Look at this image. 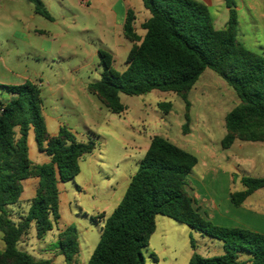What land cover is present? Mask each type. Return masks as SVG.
Instances as JSON below:
<instances>
[{
  "label": "trees",
  "instance_id": "obj_1",
  "mask_svg": "<svg viewBox=\"0 0 264 264\" xmlns=\"http://www.w3.org/2000/svg\"><path fill=\"white\" fill-rule=\"evenodd\" d=\"M30 1L38 14L52 19L41 0ZM142 1L151 13L141 25L144 36L135 29V13L128 10L125 16L123 35L132 43L126 69L117 71L113 56L100 51L101 76L88 85L89 92L113 114L127 110L121 94L172 92L185 102L182 132L187 135L192 106L189 94L210 69L239 99L225 116L222 148L229 149L236 141L264 142V57L238 41L234 1L224 0L229 20L223 29L215 27L209 6L200 0ZM0 90L13 96L7 102L0 100V264H49L22 250L21 240L32 229L42 239L58 224V184L80 173V160L96 150L97 142L91 137L79 142L67 125H62L57 135H50L38 84H0ZM158 106L168 113L173 104L161 102ZM32 129L38 149L50 157L46 164L36 165L29 157L28 135ZM197 164L194 154L154 135L120 203L109 217H98L104 226L87 264H145L142 251L156 231L159 215L221 242L223 254L213 257L197 253L191 242L194 252L189 264H264L263 233L216 225L194 206L195 200L187 191V176ZM30 178L39 179L36 195L28 202L27 214L15 220L8 206L20 202L23 181ZM241 182L244 190L230 193L235 207L242 206L256 191L264 190V178L243 176ZM56 245L66 264H76L80 243L74 226L59 232ZM244 254L247 257L243 258Z\"/></svg>",
  "mask_w": 264,
  "mask_h": 264
},
{
  "label": "rangeland",
  "instance_id": "obj_2",
  "mask_svg": "<svg viewBox=\"0 0 264 264\" xmlns=\"http://www.w3.org/2000/svg\"><path fill=\"white\" fill-rule=\"evenodd\" d=\"M41 1L51 20L38 14L30 0H0V57L20 82L39 85L47 119H61L80 137L95 139L97 148L93 155L80 160L81 171L74 179L59 183V224L42 239L32 229L29 236L22 238L20 248L49 264H66L56 245L58 228L74 226L80 243L76 264H87L104 226L98 217H109L120 203L126 191L124 169L133 166L137 171L136 163L145 155V145L154 135L166 137L198 158V165L187 176V191L198 203L206 205L208 214V207L215 201L223 213L230 204L234 215L242 213L240 219H248L244 210L231 204L229 194L244 190L243 176L264 178V142L236 141L229 149L222 148L225 116L239 103L235 91L207 69L189 94L192 106L187 135L182 132L185 102L172 92L121 94L127 110L113 114L89 92L88 85L100 79V51L113 56L117 71L126 69L132 43L124 37L121 27L123 1ZM233 1L238 16V41L264 57V0ZM204 3L209 6L215 27L225 28L229 20L225 1ZM25 77L28 79L24 81ZM161 102H171V111L166 113L159 108ZM34 141L32 138L33 153ZM208 170L213 174L211 179L205 178ZM16 207L8 206L15 220ZM244 207L252 211L248 224L264 234V190L253 193ZM191 242L204 257L223 254L218 240L159 215L156 231L142 251L145 264H189L194 252Z\"/></svg>",
  "mask_w": 264,
  "mask_h": 264
},
{
  "label": "crops",
  "instance_id": "obj_3",
  "mask_svg": "<svg viewBox=\"0 0 264 264\" xmlns=\"http://www.w3.org/2000/svg\"><path fill=\"white\" fill-rule=\"evenodd\" d=\"M122 1L124 4V14H125L123 17V21L121 22L122 30H123V25H124L126 13L128 10H132L136 15L135 29L139 35L144 36L145 31L141 29V25L151 17V13L149 12V10H147L144 7L142 0H122ZM200 1L210 2L211 0H200ZM115 17H117L116 14H115ZM116 21H118V18L116 19ZM138 28L141 29V31H138ZM26 79H28V78L27 77L23 78L24 81ZM20 81L21 80H19V76L15 73V71L13 69L9 68L8 64L4 63L0 57V84L1 85H19V84L24 83V82H20ZM12 97H13L12 95L0 90V100L1 101L7 102ZM43 116H44V120H45L47 130L50 133V135H52V136L58 134L62 125H67L64 122H62L61 119H59L57 117H49L47 119L44 111H43ZM67 126L75 134L76 139L79 142H85L88 140V136L80 137L75 129L71 128L69 125H67ZM32 138H34V140H35V134H34L33 129L29 132V135H28L29 157H30L31 161L36 165H42V164H46V163L50 162V157L46 154V152L40 151L38 149L36 141H34L35 146H36V150L33 153L32 145H31ZM151 138L149 141H151ZM149 145H150V142H149ZM149 145L148 144L145 145L146 151L149 148ZM93 153L90 155H93ZM140 161L141 160H139L136 163L137 169H138ZM124 170L127 171L126 176L123 178V181L126 184L125 187L127 189L132 176L136 173L135 172L136 170L133 166L125 168ZM205 175H206V177H205L206 179L207 178L211 179L213 176V174L211 173V170L210 171L208 170L205 173ZM38 184H39L38 178H30V179L23 181V192H22V195L20 197V202L16 205L17 206L16 211H13V213H15V215H17L16 219H19L21 216L27 214L28 209H29L28 202L36 195V190H37ZM58 189H59V184H58ZM208 193L211 196V192L209 190H208ZM193 198L195 200L194 206L199 210L200 214L204 218L211 220L214 224L220 225V226H228V227H239V228L249 229V230H253V231L258 232L257 230H254V228H251L252 226L250 224H248V219H249V221L251 220L250 212L252 213V211L247 210L244 207L247 200L244 202V204L242 206L237 207V208H241V210L245 211V218L247 217L248 219L243 221L242 219H240V216L243 217L242 213L239 215H234L232 213L233 209L230 207V204H229V207L227 208V210L223 213V211L221 210L220 203H216L214 201V204L212 206L208 207L210 209V212H211V214H208V212L206 211L207 210L206 205L203 203H198L196 198L195 197H193ZM229 200H230V194H229ZM230 202H231V200H230ZM60 203H61V201H60V192H59V207H60ZM231 204H232V202H231ZM227 212H229V213H227ZM104 215L106 218L108 217L106 214H104ZM228 215H230V216H228ZM60 219H61V216H60ZM100 221H102V220H100ZM58 224H59V222H58ZM64 229L65 228H63V227L58 228L59 232L64 230ZM218 244H219L220 250H221L222 245L220 243H218Z\"/></svg>",
  "mask_w": 264,
  "mask_h": 264
}]
</instances>
